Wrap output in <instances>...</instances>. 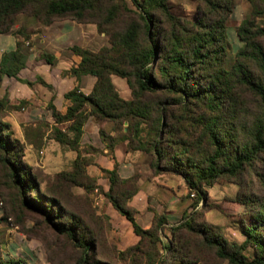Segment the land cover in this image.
Listing matches in <instances>:
<instances>
[{"label": "trees", "instance_id": "1", "mask_svg": "<svg viewBox=\"0 0 264 264\" xmlns=\"http://www.w3.org/2000/svg\"><path fill=\"white\" fill-rule=\"evenodd\" d=\"M95 1L0 0V34L10 31L19 13L49 24L55 16L72 14L81 18L86 11L99 7ZM133 1L140 8L142 24L139 28L131 26L115 32L124 30L114 37L110 34L111 49L91 52L76 45L70 48L80 60L67 73L76 81L83 75H92L95 80L87 94L77 85L66 91L64 99L69 104L63 112L54 105L50 107L55 121L69 122L67 129L73 133L71 138L60 131L56 134V140L70 145L76 152L71 169L63 173L65 177L75 185L89 184V188L93 185L86 170L89 162L76 151L89 117L121 126L120 138L126 142L127 151L149 154L154 173L180 175L200 199L205 196L204 185L221 177L237 176L246 171L257 175L256 164L264 163V22L256 26L254 19L264 20V0H248L251 4L249 17L236 30L243 46L235 53V61L228 69L223 68L222 59L228 50L224 23L231 11L229 0H194L198 16L187 20L170 14L166 0H157L156 7L163 9L162 17L150 13L151 2ZM112 20L110 18L109 22ZM150 21L157 24L152 31H149ZM142 29L147 36L146 45L140 38ZM20 47L17 42L14 51L2 54L1 74L18 76L25 65ZM112 52L121 58L113 56ZM46 61L51 62L50 58ZM111 75L125 78L132 99L120 96ZM146 93L165 97L148 104L141 99ZM99 135L104 146L113 152L116 141L112 136L103 131H99ZM16 150L4 128L0 127V156L21 202L38 210L54 229L68 234L85 251L94 249L100 260L93 257L94 264H110L102 260L105 254L97 250L99 238L85 229L78 214L54 203V198L41 200L44 196L40 182L30 168L18 160ZM102 171L109 180L104 195L130 222L139 238L127 252L148 256L145 241L158 248L157 232L163 229L164 218L160 217L154 227L153 222L150 228H142L127 206L137 187L131 183L129 189L118 188L132 178H121L115 162L111 169ZM28 191L35 193L28 194L27 200ZM235 201L252 217V222L243 228L244 242L229 243L217 234H211L205 241L227 264H264V202L252 193H239ZM186 225L190 227L189 222ZM80 230L90 235L87 240L79 238ZM246 246L253 249V257L247 258L242 253ZM122 253L118 252L117 256ZM158 256L151 264L165 263L162 255ZM0 264H22V260L3 258L0 251Z\"/></svg>", "mask_w": 264, "mask_h": 264}, {"label": "rangeland", "instance_id": "2", "mask_svg": "<svg viewBox=\"0 0 264 264\" xmlns=\"http://www.w3.org/2000/svg\"><path fill=\"white\" fill-rule=\"evenodd\" d=\"M147 2L153 4L151 14L163 16V9L156 7L157 0H138L139 4ZM229 2L231 11L224 23L228 42V50L222 59L225 69L231 67L235 61V53L243 46L236 30L242 21L249 17L251 11L248 0ZM95 3L99 7L86 11L79 19L72 14H66L55 16L49 24H43L38 19L19 13L15 16L10 31L0 34L3 36H0V39L3 38L0 40V60L3 53L14 51L11 50V44L4 39L11 37L16 39L15 48L17 42L21 44L19 52L24 61L27 58L30 60L28 65L20 69L17 77L0 73V127L4 128L10 142L16 146L18 160L28 166L39 180L44 196L41 200L54 198V203L78 214L84 221L85 229H89L94 237L99 238L97 250L105 254L103 261H110V264H151V260L156 261L158 255H162L165 263L160 264H227L205 240L211 234H217L229 243L244 242L243 228L252 222V217L242 204L235 201V196L239 193H252L264 202V163L256 164L257 175L246 171L241 175L224 176L204 185L205 196L200 199L188 188L180 175L154 173L150 166L152 159L149 154L135 158L134 171L128 168L130 161L125 160L126 165L124 164L122 173L129 176L118 175L124 179L130 177L132 180L118 188L129 189L131 183L137 187V192L128 199L127 206L133 210L140 226L148 229L153 222V227L156 226L160 217L165 220L163 229L157 232L160 239V243L156 244L158 248L145 241L144 249L147 250L148 256L127 252L139 238L133 232L130 222L114 209L104 195L108 190L109 180L102 170L107 169L106 160L113 159L114 152H110L106 147L107 152H103L101 148H104V144L99 131L112 136L116 144L125 143L123 154L121 151L119 157L122 155L128 159L138 152L127 151L126 142L120 138L121 126L112 122L110 128L100 127L98 135L94 128L90 127L85 137L82 136L76 144L77 153L84 161L89 162L86 170L92 178V187L89 188V184L75 185L63 174L71 169L76 152L70 145L56 140V134L60 131L71 138L73 133L67 129L69 122L55 121L50 107L55 97L54 87L61 83L67 74L71 76L67 72L80 60L70 48L76 45L91 52L111 49L112 36L120 35L131 26L139 28L142 24L140 8L133 0H96ZM165 5L167 11L180 20L198 16L194 0H166ZM110 18L113 19L111 22ZM263 22V19H254L256 26ZM156 26L155 21H150L149 31ZM122 29L124 30L121 33H115ZM143 30L140 32V38L146 45L147 36ZM112 55L121 58L116 52H112ZM47 58H50V63L46 61ZM111 79L122 98L132 99V92L125 78L111 75ZM76 85L82 93L85 92L79 82ZM48 95L51 96L50 99H46ZM164 97L162 94L146 93L141 99L153 104ZM244 99L247 100L248 97L244 96ZM68 104V101L64 100L61 112ZM93 119L91 117V120ZM123 125L126 126L127 123L124 122ZM1 156L2 257L20 259L22 264H94L93 257L99 260L94 249L85 251L68 234L54 229L38 210L21 202ZM148 156L150 163L146 160ZM139 188L144 191L139 192ZM34 193L26 192L27 200L28 194L32 196ZM186 222L190 223V227H187ZM86 232L80 230L79 238L87 240L90 235ZM118 252L123 253L117 256ZM253 252L250 246H246L242 251L247 258L253 257Z\"/></svg>", "mask_w": 264, "mask_h": 264}, {"label": "crops", "instance_id": "3", "mask_svg": "<svg viewBox=\"0 0 264 264\" xmlns=\"http://www.w3.org/2000/svg\"><path fill=\"white\" fill-rule=\"evenodd\" d=\"M1 37H3V36H1ZM2 39H0V40L2 41ZM4 39H5V41L7 43L11 44V50H15V40L16 39L14 37H11V39H8V38H4ZM29 61H30L29 58H27L26 61H25V65H28ZM18 75H19V73H18ZM94 80H95V78L92 75H83L77 81H76V78L74 76H68L67 75V76L63 77L62 80H61V83H58L57 86L54 87L55 88V92H54V96L55 97H54V100L52 102L53 105L56 107V109H58L59 111H61L62 110V106L64 104V100H65L64 99V93L66 91H68L69 89H71L74 85H76L79 82V84L81 86V89H85V92L84 93L87 94L91 90L92 85L94 83ZM53 85H55V84H53ZM49 95L47 96L46 99H50L51 96H49ZM111 123L112 122L105 121V120H97L95 118L93 120H91V117H89L87 119V121L85 122L84 126H83L82 136L85 137L86 132H87V129H89L90 127H93L94 128V131L97 134L98 133V129L100 127H105V128L109 127L110 128V126L112 125ZM124 144L125 143H123V142L122 143L115 144L114 145V148H113L114 158L111 159V160L110 159L109 160H106V167H107V169H111L114 166V162L117 164V172H118V174L121 177L129 176L128 174H123L122 173L123 170H124V164L126 165L125 160H127V161L129 160L130 161L128 168H130V169L133 170V167L135 166V164H134V162L136 160L135 158L138 157L139 155H144V157H146L148 155L147 153L138 151L136 154H133V156L130 157V158H128V159H126V157L124 158L122 155H121V157H119L118 154H121V151H122V154H123ZM101 149H103V152H105V153L107 152V149L105 148V146H104V148H101ZM149 156H148V158H146V160H147L148 163H150ZM137 166H138V163H137ZM145 188L147 189L148 187L145 186ZM143 191H144V189L139 188V192H143ZM134 217H135L136 222L139 224L138 219L136 218L135 215H134Z\"/></svg>", "mask_w": 264, "mask_h": 264}]
</instances>
